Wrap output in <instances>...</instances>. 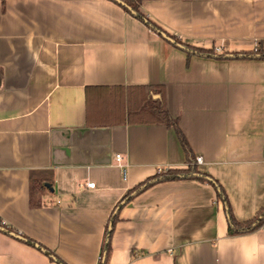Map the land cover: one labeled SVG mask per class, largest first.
I'll use <instances>...</instances> for the list:
<instances>
[{"label":"crops","instance_id":"1","mask_svg":"<svg viewBox=\"0 0 264 264\" xmlns=\"http://www.w3.org/2000/svg\"><path fill=\"white\" fill-rule=\"evenodd\" d=\"M134 1L192 48L264 51V0ZM0 80V264H100L121 201L189 170L174 127L127 122L140 88L239 224L264 210V59L189 56L109 0H0ZM117 214L108 264H264V226L230 235L215 185L160 181Z\"/></svg>","mask_w":264,"mask_h":264},{"label":"trees","instance_id":"2","mask_svg":"<svg viewBox=\"0 0 264 264\" xmlns=\"http://www.w3.org/2000/svg\"><path fill=\"white\" fill-rule=\"evenodd\" d=\"M4 1V0H3ZM112 1V0H109ZM124 2L128 7L132 9V11L135 13L132 14L129 10H127L125 7L121 6L128 14L132 15L136 19L140 20L143 22L149 29H151L153 32L163 35L165 34L167 37H169L171 40L174 41V43H171L172 45L178 47V45H181L187 49L185 51L189 56L197 55V56H203V57H211V58H216V59H224V60H229L230 58L225 56H218L214 50L208 51V50H199L192 48L190 46H187L183 43H181L177 38L170 36L163 32L159 27H157L155 24H153L148 18L143 16L140 11L138 4L134 0H121ZM114 2V1H112ZM115 3V2H114ZM117 4V3H116ZM163 37V36H162ZM164 38V37H163ZM165 39V38H164ZM166 40V39H165ZM169 42V41H168ZM231 59H264V51L262 49L258 50L257 52L251 54V55H239V56H234ZM0 87H1V80H0ZM139 92L136 94L135 97L130 96L129 94L128 99H127V106L126 109L128 111V123H159V124H165L169 127H174L179 135L181 144L185 151L187 152L189 156V163L191 164V167L189 168L188 171L182 172V171H165L162 173H159L155 179H149L146 181L144 184H142L140 187L137 189L131 191L118 205L117 210L115 211V214L113 215V218L110 222L109 228L112 227V230L108 231L106 233V238H105V244L103 248V253L101 257L100 264H108L109 261V256L111 252V238L113 234L114 227L116 225V222L118 221V209H120L123 205H126L131 199L143 192L145 189L150 187L151 185L160 182V181H170V180H179V179H196L199 180L200 182L203 183H208L211 185H215L218 190L219 197H221L226 205H227V213L229 215V222L231 225L230 228V235H240V234H246V233H251L255 232L259 229H261L264 226V210L252 221L247 224H239L233 217V214L229 208L228 201L226 200V196L223 194L222 189L219 188V186L216 184V182L209 176L201 174L198 172L197 168L193 163L196 162V159L194 160V157L192 156L189 144L186 140V138L183 136L182 132L178 128V121L173 119L165 109L163 105V98H160L158 95L155 94L157 93V90H150L148 88H140L138 90ZM154 94L156 97L154 98ZM125 95L122 97V102H121V114H122V121L120 120V123L123 124L126 121L125 119ZM43 182H39V180H36V182H33V192L38 193L40 192V187H42ZM43 188V187H42ZM1 230L6 233L10 234L12 230L10 228H7L5 226H2L0 224ZM17 237L21 238L20 235L16 234ZM108 236H110L108 238ZM31 243V242H30ZM105 251H107V258L106 262L103 261L104 259V254ZM54 259V257H52Z\"/></svg>","mask_w":264,"mask_h":264},{"label":"water","instance_id":"3","mask_svg":"<svg viewBox=\"0 0 264 264\" xmlns=\"http://www.w3.org/2000/svg\"><path fill=\"white\" fill-rule=\"evenodd\" d=\"M112 1H114L115 3H117V4H119V5H121V6H123V7H125L127 10H129L130 12H132V14H134L135 15V13L132 11V9L130 8V7H128L124 2H122L121 0H112ZM167 41H169V42H171V43H174V41L173 40H171L169 37H167L165 34H163L162 35ZM178 48H180V49H182L183 51L185 50V51H187V49L185 48V47H183V46H181V45H178ZM228 58H233L234 56H227ZM46 186V188H49V189H51V186L49 185V184H46L45 185ZM112 230V227H110L109 228V231H111ZM110 236H108V238H109ZM106 258H107V251H105V254H104V259H103V261L104 262H106Z\"/></svg>","mask_w":264,"mask_h":264},{"label":"built area","instance_id":"4","mask_svg":"<svg viewBox=\"0 0 264 264\" xmlns=\"http://www.w3.org/2000/svg\"><path fill=\"white\" fill-rule=\"evenodd\" d=\"M121 159H122L121 155H116V161H121ZM202 163H203V159L202 158H200V157L199 158H196V164H202ZM162 172H164V171L159 170V173H162ZM87 187L94 189L95 188V184L94 183H89L87 185ZM0 224L2 226H5V227L8 228V226L5 224V222L3 220H1V219H0Z\"/></svg>","mask_w":264,"mask_h":264}]
</instances>
